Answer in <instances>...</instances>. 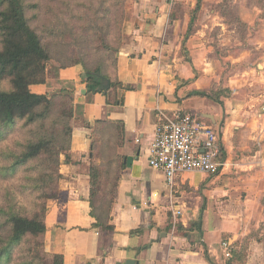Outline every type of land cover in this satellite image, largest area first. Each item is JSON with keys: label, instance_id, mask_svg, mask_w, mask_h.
<instances>
[{"label": "crops", "instance_id": "1", "mask_svg": "<svg viewBox=\"0 0 264 264\" xmlns=\"http://www.w3.org/2000/svg\"><path fill=\"white\" fill-rule=\"evenodd\" d=\"M129 2L128 40L117 54L120 102L91 91L76 65L55 63L54 74L48 65L46 82L31 86L40 94L65 90L75 105L71 160L62 154L60 197L48 202L46 250L62 254L64 264H227L244 244L246 259L232 264H264V33L248 41L254 48L227 55L208 24H194L188 34L185 9H196L198 0ZM213 86L230 93L221 102L197 94ZM160 112L193 113L219 130L227 162L219 174L187 171L170 186L149 165ZM98 120L121 125L114 232L95 227L91 215Z\"/></svg>", "mask_w": 264, "mask_h": 264}, {"label": "trees", "instance_id": "2", "mask_svg": "<svg viewBox=\"0 0 264 264\" xmlns=\"http://www.w3.org/2000/svg\"><path fill=\"white\" fill-rule=\"evenodd\" d=\"M127 1L0 0V264H64L62 254L45 248L46 216L49 200L60 197L62 154L71 160L74 98L65 90L36 93L31 86L45 83L48 63L56 61L63 68L80 66L91 91L106 94L109 104L120 102L117 54ZM202 2L185 9L192 17L188 34ZM246 3L264 16V0ZM229 93L221 86L197 92L220 102ZM106 125L98 120L93 127L89 201L94 226L114 232L121 125ZM232 256L227 264L246 259L247 245Z\"/></svg>", "mask_w": 264, "mask_h": 264}, {"label": "built area", "instance_id": "3", "mask_svg": "<svg viewBox=\"0 0 264 264\" xmlns=\"http://www.w3.org/2000/svg\"><path fill=\"white\" fill-rule=\"evenodd\" d=\"M148 161L165 174L170 186L183 172L217 175L227 164L219 130L193 113H159ZM179 214L181 210L175 211Z\"/></svg>", "mask_w": 264, "mask_h": 264}, {"label": "rangeland", "instance_id": "4", "mask_svg": "<svg viewBox=\"0 0 264 264\" xmlns=\"http://www.w3.org/2000/svg\"><path fill=\"white\" fill-rule=\"evenodd\" d=\"M222 3L223 0H203L202 4L204 7L202 6L198 11L195 24H208V34L211 33V36L217 39L218 43L219 39H221L219 45L223 54L230 55L237 51L254 48L255 46L249 44L250 42L248 41L261 35V32L264 33V25L258 20L259 17H263L261 15L262 11L257 7H247L246 0H228V13L225 18L222 16ZM129 6L130 2L127 3V8ZM212 8L215 11H211ZM237 15L241 22L236 21ZM249 21H252V23H249ZM217 23L221 25L215 27ZM245 23H247L246 26ZM127 40V35L123 31L120 50ZM55 63L57 62L51 61L48 64L52 65L50 68L51 74H54L55 70L53 67H55Z\"/></svg>", "mask_w": 264, "mask_h": 264}, {"label": "water", "instance_id": "5", "mask_svg": "<svg viewBox=\"0 0 264 264\" xmlns=\"http://www.w3.org/2000/svg\"><path fill=\"white\" fill-rule=\"evenodd\" d=\"M128 264H134L135 262L133 260L127 261Z\"/></svg>", "mask_w": 264, "mask_h": 264}]
</instances>
